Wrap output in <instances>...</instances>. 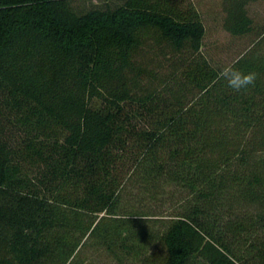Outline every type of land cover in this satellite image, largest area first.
Here are the masks:
<instances>
[{"label":"trees","instance_id":"obj_1","mask_svg":"<svg viewBox=\"0 0 264 264\" xmlns=\"http://www.w3.org/2000/svg\"><path fill=\"white\" fill-rule=\"evenodd\" d=\"M76 1L0 0V264H264V0Z\"/></svg>","mask_w":264,"mask_h":264},{"label":"rangeland","instance_id":"obj_2","mask_svg":"<svg viewBox=\"0 0 264 264\" xmlns=\"http://www.w3.org/2000/svg\"><path fill=\"white\" fill-rule=\"evenodd\" d=\"M198 5L199 9L203 12L208 26L210 28L209 40L215 43H221L219 47L231 46L226 49L225 57L229 60H232L235 55L240 51L241 44L234 43L230 35L223 29V18H224V9L226 0H193ZM106 0H78L73 4V8L76 13H85L88 12L100 5L105 4ZM108 3L114 5L119 3V0H108ZM252 13L259 14L260 18L264 20V2L254 4L252 6ZM223 44V45H222ZM225 44V45H224ZM228 44V45H227ZM218 47V46H216ZM5 134L8 136L12 135V130H6ZM16 144V143H15ZM168 206L159 210L160 212L168 215L171 212L170 203ZM151 245V254L147 252H142L141 250H134L132 254L117 253L113 255L107 253L103 249L92 247L87 249L84 253V259L86 263L89 264H161L163 260V249L161 244L154 240ZM148 260V263H147Z\"/></svg>","mask_w":264,"mask_h":264},{"label":"clouds","instance_id":"obj_3","mask_svg":"<svg viewBox=\"0 0 264 264\" xmlns=\"http://www.w3.org/2000/svg\"><path fill=\"white\" fill-rule=\"evenodd\" d=\"M219 78L226 80L228 87L234 92H239L249 86H254L257 74L252 71L245 72L234 65H227L220 71Z\"/></svg>","mask_w":264,"mask_h":264}]
</instances>
